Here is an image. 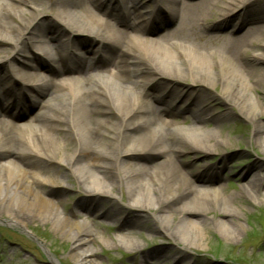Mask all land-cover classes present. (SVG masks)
I'll return each mask as SVG.
<instances>
[{
	"label": "bare ground",
	"instance_id": "bare-ground-1",
	"mask_svg": "<svg viewBox=\"0 0 264 264\" xmlns=\"http://www.w3.org/2000/svg\"><path fill=\"white\" fill-rule=\"evenodd\" d=\"M45 2L56 10L45 11L41 0H0V81L15 73L21 82L6 95L12 105L0 109V220L25 235L26 226L50 225L69 243L72 264H99L97 239L77 221L83 216L117 224L128 234L120 244L131 253L142 248L135 231L163 235L180 246L166 251L175 264H196L188 251L201 249L210 235L206 212L224 218L214 225L225 229V238H237L230 225L240 224L230 219L244 201L224 197L216 168H188L181 155L227 148L215 131H204L222 128L221 113L207 108L214 98L251 123L254 140L264 139L263 1ZM121 6L130 14L115 15ZM45 12L57 23L41 20ZM58 60L65 73L77 75L59 91L41 75L58 72ZM42 103L38 131H14L6 121ZM186 116L191 127L178 129L177 119ZM31 121L23 128L33 127ZM237 177L245 183L240 197L264 202V161ZM55 185L83 195L64 215L62 199L50 190Z\"/></svg>",
	"mask_w": 264,
	"mask_h": 264
},
{
	"label": "rangeland",
	"instance_id": "rangeland-1",
	"mask_svg": "<svg viewBox=\"0 0 264 264\" xmlns=\"http://www.w3.org/2000/svg\"><path fill=\"white\" fill-rule=\"evenodd\" d=\"M41 1L45 11L56 10L55 7L49 9L45 0ZM262 1L264 4V0ZM40 18L44 22L56 21L49 12L40 15ZM5 68L2 69L1 74L6 73L7 68ZM184 88H187V85H184ZM210 91L214 94L218 91V87L210 89ZM206 104L207 107L214 108L219 111L218 113H221L222 128L218 131L215 125H208L204 127V131H215V134L220 137L219 140L226 143L227 148L224 152L217 151L212 155L207 154L205 157L201 156L202 154L185 151L181 155V161L187 164L188 168H193L195 164L202 165V163H206L213 169L216 168L220 177V183L217 186L222 188L224 197L240 199L241 202L244 201V206L239 210L233 208L236 210L234 213L236 219L229 218L240 224L238 228L230 225L234 230H237V238H225V229L214 225L218 220L223 221L224 218L216 213H205L206 219L211 223L210 235L207 234L203 237L201 249L188 251L192 259L191 262L195 261L196 264H264V202L251 203L240 197V189L245 183H240L237 177L238 173L246 166L263 163L264 139L254 140L251 123H248L243 116L227 110L222 100L214 98ZM44 108V103L39 104L35 112L43 113L45 112ZM261 121H264V117H261ZM191 123V118L188 116L179 117L176 121L178 129L181 130H188ZM155 161V158L152 159V162ZM38 178L42 181L45 180L43 176ZM50 190L55 196L62 199L63 203L59 205L58 211L63 215V208H73L75 203L83 198V195L75 187L55 185ZM261 195H264V182ZM77 221L87 223L90 235L97 239L100 246L99 251L96 252L99 264H138V260L146 255L153 256L149 258L148 264H175L166 251L169 249L179 251L178 243L176 245L175 242L168 240L163 235L149 232L148 228L135 231L133 240L142 248L136 253H131L120 244L128 234L125 231H117V224L110 223L103 218L87 221L85 216ZM170 224L173 229L174 223L170 222ZM34 225V228L26 226L25 231L28 235H25L23 231L0 220V264H53L50 257H53L57 264H72L67 255L70 248L69 243L61 241L59 234L50 225L39 223H34ZM38 242H42L43 246L41 247ZM177 264H186V262Z\"/></svg>",
	"mask_w": 264,
	"mask_h": 264
}]
</instances>
